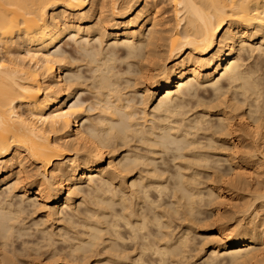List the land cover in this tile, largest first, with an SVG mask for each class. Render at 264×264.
<instances>
[{
	"label": "bare ground",
	"instance_id": "1",
	"mask_svg": "<svg viewBox=\"0 0 264 264\" xmlns=\"http://www.w3.org/2000/svg\"><path fill=\"white\" fill-rule=\"evenodd\" d=\"M0 264H264V0H0Z\"/></svg>",
	"mask_w": 264,
	"mask_h": 264
}]
</instances>
